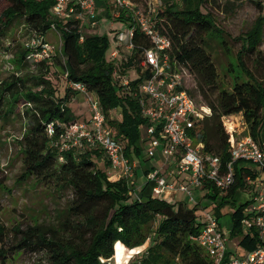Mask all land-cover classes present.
Wrapping results in <instances>:
<instances>
[{"label":"trees","instance_id":"trees-1","mask_svg":"<svg viewBox=\"0 0 264 264\" xmlns=\"http://www.w3.org/2000/svg\"><path fill=\"white\" fill-rule=\"evenodd\" d=\"M107 0H95L96 10H107ZM218 0H168L158 8L154 23L159 32L170 38V59L190 71L197 81L196 93L211 110L200 128L204 152L220 157L222 165L230 161L231 132L225 118L241 115L252 139L261 142L264 130V54L260 51L264 38V4L255 3L260 11L251 27L237 37L240 48L235 54L238 74L224 85L214 64L210 42L219 39L226 49L223 32L202 6ZM240 1V0H237ZM0 11V38L15 24L22 26L34 37L42 38L53 24L62 36L63 59H32L41 51L39 45L19 51L17 70L0 82V119L7 122L19 117L24 122L20 140L22 181L34 179L54 192L70 191V199L58 214L56 225H18L10 228L0 222V264H8L20 252L37 256V264H109L111 258L123 261L133 248L148 241L142 257L134 264H210L204 251L190 237L200 232L202 222L185 201L170 202L151 193L152 184L144 182L136 191L125 178L108 175V161L100 149L83 148L60 150L57 144L65 129L76 121L70 103L79 94L73 84L84 85L93 94L106 118V124L115 132L114 137L124 145L128 159L140 157L143 147L141 126L144 119L138 105L137 87L147 72L140 71V47L149 48L148 39L138 30L133 17L119 8L117 21L134 27L130 55L120 65L106 51L109 41L105 35L83 34L76 21L53 19L49 15L56 0H3ZM225 11H234L230 1ZM83 36L82 41H79ZM43 42V41H42ZM31 58V61L29 59ZM247 62L259 67V76L250 70ZM60 69L64 79L57 76L62 90L51 81ZM121 76L135 69L138 74L129 82V90L114 78V70ZM231 70V68H229ZM194 97L192 91L187 90ZM120 110V119L110 113ZM53 134L49 135L48 125ZM94 158L104 163L97 166ZM149 160V159H147ZM254 164L245 161L233 163L234 184L221 194L209 185L204 192L210 200L213 215L223 229L221 219L229 216L228 233L242 236L240 244L249 251L256 244V231L244 233L241 221L248 201L241 200L239 190L248 192L251 185L245 178H255ZM148 172V171H147ZM146 172V173H147ZM2 186V183H0ZM200 200V199H198ZM155 223L154 231L151 225ZM152 233H151V232ZM225 234V233H224ZM152 235V236H151ZM121 245L123 248L117 246Z\"/></svg>","mask_w":264,"mask_h":264},{"label":"built area","instance_id":"built-area-1","mask_svg":"<svg viewBox=\"0 0 264 264\" xmlns=\"http://www.w3.org/2000/svg\"><path fill=\"white\" fill-rule=\"evenodd\" d=\"M115 4L130 12L136 27L150 43L149 48L140 47L138 66L141 73L147 72V75L137 87V98L140 114L144 119L141 130L145 157L149 160L159 157L162 164L151 168L144 175V182L152 184L151 193L154 196L172 202L185 201L200 205L207 198L204 192H207L209 185L225 194L234 184L235 161L254 164V180L250 175L245 178L246 183L251 185L247 192L249 197L241 199L249 202L244 208L242 230L244 233H251L252 229L256 231L257 241L252 250L241 257L233 256L227 249L223 229L210 212H205L201 217L200 232L190 239L204 251L210 264H264V141H254L243 122L241 129L229 127L230 161L226 165H222L218 155L204 152L200 128L211 116V110L192 97L185 88L181 66L170 59V38L159 32L151 17L131 9L127 1L115 0ZM53 13L54 17L62 21H76L79 31L97 25L95 0H56ZM133 32L134 27L128 28L125 34L115 36V40L126 44L130 53L134 47ZM82 39L83 36H80L79 41ZM41 46V51L34 57L46 56L47 45ZM118 57L119 49L110 53L112 60ZM131 72L135 75L132 78L121 76L118 69L113 74L127 90L129 82L138 75L135 69H131ZM72 87L85 95L89 118L85 122L75 121L65 129L57 143L59 149H100L109 164L108 175L116 179L125 178L127 184L136 191L135 160L125 157L124 145L114 137V130L106 124L96 97L88 93L82 84H73ZM227 119L229 118L224 119L226 123ZM47 131L49 135L53 134L52 124L48 125ZM193 191L203 194L200 200L194 197ZM176 194L182 198H168ZM207 208L211 209V205ZM109 264L124 263H118L113 257ZM174 264L181 263L175 261Z\"/></svg>","mask_w":264,"mask_h":264},{"label":"rangeland","instance_id":"rangeland-1","mask_svg":"<svg viewBox=\"0 0 264 264\" xmlns=\"http://www.w3.org/2000/svg\"><path fill=\"white\" fill-rule=\"evenodd\" d=\"M125 1L130 3L131 9L148 15L154 21L156 11L168 0ZM226 1L235 4L236 8L234 11H225L223 6ZM256 1L257 0H218L216 4L207 3L202 6V12L210 13L216 26L223 32L226 41L227 50L221 48L218 43L219 39H213L210 42L212 58L224 85H227L229 82L231 83L236 75H240L238 74L235 61V54L240 48V42L236 39L251 27L260 14V11L256 8L254 3ZM261 1L262 4H264V0ZM106 6L107 14L102 15L100 18L97 17V25L93 28H83L82 33L91 34L95 32L98 35H105L109 41V46L106 51L107 59L110 58V53L112 51L119 49V57L114 60V63L119 66L120 63L124 62L125 58L128 57L130 51L127 50L125 47L126 44L123 43V41L119 42L115 40V36L127 33L128 26L116 20L120 7L115 4V0H107ZM3 7L4 2L0 0V11ZM53 8L54 6L50 9L49 15L51 18L57 20V18L54 17ZM97 10L96 15L98 12ZM126 11L130 14L128 10ZM262 13H264V10H262ZM40 43L46 44L48 49L46 56L44 55L43 57L51 60L53 56H58L63 59L62 36L59 28H57L55 24L51 26L50 30L42 38L34 37L31 33H28L20 23L8 29L5 36L0 38V82L5 81L11 75L20 76L22 73H25L26 71L22 70L20 74V71L17 70L18 67L15 63L18 53L23 48L39 45ZM260 51L264 54V38H262ZM42 58L37 56L32 59L39 60ZM29 61H31V58ZM247 66L250 70L255 71L257 75L260 76L262 74L259 67H255L252 63L247 62ZM229 68H231V70H229ZM55 71V75H51V81L57 88L62 90V85L55 76L64 79L65 75L60 69ZM180 71L182 73L185 88L192 91L196 100L200 99V95L196 93L197 81L194 75L184 67H181ZM126 76L132 78L135 75L129 70ZM70 107L76 117V121L85 122L89 118L88 103L84 94L79 93L74 95ZM110 118L120 119V110L117 109L112 111L110 113ZM241 123H243L241 115H236L227 119L228 127L241 129ZM24 130V122L19 117L13 118L7 122H3L0 119V183H2V186H0V222L8 228L13 225H18L22 229L34 224L56 225L59 221L58 214H60L70 199L71 193L68 189H64L61 192H54L45 185L37 183L34 179L22 181L20 177L22 173L20 140ZM261 140L264 141V130H262ZM144 149L145 145L143 144L140 157L133 156V159L140 164L146 162ZM94 161L98 167L104 168V163L102 161L96 158H94ZM193 195L196 199H200V196H203V194L200 195L199 192L196 191H193ZM238 196L240 199L245 200V196L249 197V194L239 190ZM209 204L210 200L204 198L202 203L196 206L195 214L197 219H201L205 212L213 213L212 209L207 208ZM188 206L192 208L194 204L189 203ZM229 222V216H225L221 219L223 232L227 238V249L231 254H234L233 256L241 257L246 252L244 246L239 243L242 236H231L228 233L227 228ZM155 227V223H152V232ZM147 243L148 241H146L145 244L148 245ZM117 246L123 248L121 245ZM136 250L139 254H136L132 258L130 264L138 262L142 257L140 252L143 248ZM14 257L15 258L8 264L38 263L37 256H31L27 252H20L17 255L15 254Z\"/></svg>","mask_w":264,"mask_h":264},{"label":"crops","instance_id":"crops-1","mask_svg":"<svg viewBox=\"0 0 264 264\" xmlns=\"http://www.w3.org/2000/svg\"><path fill=\"white\" fill-rule=\"evenodd\" d=\"M97 17L100 18L102 15H105L107 14V10H104L103 7H99L98 10H97ZM95 33V32H94ZM162 164V160L157 157L155 159H152L150 161H148L146 159V162L144 163H139V162H136L135 161V167H134V186L137 188V189H140L141 185L144 183V175L146 174L147 171H149L151 168L153 167H159L160 165ZM180 195L178 196V194H176L175 196H172V197H168V198H175V199H180ZM182 198V197H181ZM172 202V201H170ZM148 244V243H147ZM145 246V247H144ZM147 247L146 244H144L143 246H140V247H137V248H133L131 249L132 250V253H128L124 259H123V263L124 264H130V261L132 260V258L136 255V254H139V252L136 250V249H139V248H143V250H145ZM141 251L140 254H142L144 251ZM247 252V250H246ZM245 252V253H246Z\"/></svg>","mask_w":264,"mask_h":264}]
</instances>
